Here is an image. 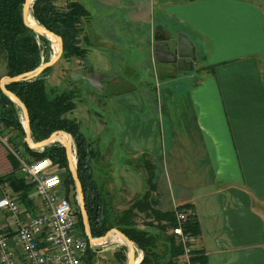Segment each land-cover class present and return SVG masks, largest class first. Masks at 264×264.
<instances>
[{"label": "crops", "instance_id": "0c3cea01", "mask_svg": "<svg viewBox=\"0 0 264 264\" xmlns=\"http://www.w3.org/2000/svg\"><path fill=\"white\" fill-rule=\"evenodd\" d=\"M71 1L89 14L79 37L86 60L61 59L47 80L75 92L65 117L99 151L93 175L106 213L127 210L146 192L145 174L134 167L144 154L158 166L161 197L152 208L166 213L192 205L200 226L193 251L208 264H264V0ZM170 30L194 44L197 61L192 71L159 80L154 32L163 37ZM88 65L104 75L103 93L65 82L64 75ZM149 82L156 105L145 97ZM18 166L0 138V198L11 190L31 214L1 181L18 174ZM134 213L150 222L137 217L139 229L170 235L167 222ZM10 221L1 211L0 224ZM5 229L17 250L13 228ZM114 242L90 247L92 264H113Z\"/></svg>", "mask_w": 264, "mask_h": 264}, {"label": "trees", "instance_id": "16d2710c", "mask_svg": "<svg viewBox=\"0 0 264 264\" xmlns=\"http://www.w3.org/2000/svg\"><path fill=\"white\" fill-rule=\"evenodd\" d=\"M55 2L57 0H35L31 8L33 18L39 25L61 39L63 43L61 59L67 61L70 58H77L85 61L88 49L80 44L79 37L84 21L89 17L88 12L81 4L71 0H67L65 9L57 8ZM23 3L24 0H0V54L3 55L5 61V76L10 78L34 71L42 63L48 62L52 54V44L24 23ZM52 69L53 67L47 68L30 80L11 82L5 88L26 108L30 138L33 143L41 142L57 132H64L71 136L74 144L76 172L82 186L90 235L92 238H100L115 228L142 252L143 257L139 264H176L177 258L182 254V247L176 243L175 238L172 235L153 234L148 230L139 229L134 222V217L137 216L134 211H149L158 223L165 221L171 228L177 224L176 212L190 211L182 223V230L184 234L196 238L200 234V226L192 205L178 206L176 210L166 213L152 208L159 204L161 197L158 166L155 160L146 159L143 154L135 159L141 164H136L134 167L140 168L145 174L146 192L134 200L127 210L107 214L103 201L104 194L93 175V164L99 157V151L94 143L88 142L83 137L78 123L65 117L66 113L74 107L75 92L73 90L60 91L55 87L48 88L46 80L51 76ZM65 82L71 84L69 76ZM153 83L144 84L145 87L152 88L145 97L149 104L156 105ZM15 106L0 90V123L24 134L19 121L13 115L18 111L14 109ZM19 110L21 111L20 108ZM25 149L33 158H49L53 164L58 165L64 170L63 176L59 175L65 184L66 192L70 187L74 189L64 147L55 142L37 151L29 148L25 143ZM1 181L7 182L13 191L18 192L20 200L33 209L28 199L32 184L27 183L24 178H19L16 173L4 176ZM76 204L77 201L74 205ZM77 229L80 235L85 237L80 215L77 216ZM156 229L162 233L164 227L158 226ZM109 236L118 235L110 234ZM159 240L164 245L161 253L156 251V242ZM114 257L118 262L124 263L126 248L123 247L115 252ZM93 258L94 252L88 248L84 258L85 264H92ZM190 261L191 264H208L202 251H192Z\"/></svg>", "mask_w": 264, "mask_h": 264}, {"label": "built area", "instance_id": "2783aa9c", "mask_svg": "<svg viewBox=\"0 0 264 264\" xmlns=\"http://www.w3.org/2000/svg\"><path fill=\"white\" fill-rule=\"evenodd\" d=\"M66 3L67 0H57L55 5L65 9ZM16 159L18 173L32 184L28 198L33 209L29 214L11 190L5 189L2 193L0 212H7L11 221L0 224V264H21L20 258L24 264H85L86 251L93 245L78 232L74 213L78 203L69 202L61 176L53 171L57 165L49 158L30 162L18 156ZM186 217L187 213L176 212L177 224L170 230V235L182 247L176 264H191L194 237L183 233ZM7 226L15 232L17 250L9 244Z\"/></svg>", "mask_w": 264, "mask_h": 264}, {"label": "water", "instance_id": "95a60500", "mask_svg": "<svg viewBox=\"0 0 264 264\" xmlns=\"http://www.w3.org/2000/svg\"><path fill=\"white\" fill-rule=\"evenodd\" d=\"M35 0H24L22 7V15L24 23L33 29L38 35L45 37L52 46L55 43L56 49H54V54L49 59L48 62L42 63L39 67H37L34 71L21 74L15 77H5L0 80V90L2 93L17 107L21 109L24 118V136L25 143L31 149H42L48 145L55 143L53 138L55 135H64L67 136V141L63 142V147L66 151V158L68 162V168L71 173L75 191L77 193V203L78 205L74 208V213L79 214L82 219V223L84 226V234L86 239L95 246L96 244H101L106 242L107 238L110 234H117L123 241L127 248V264H135L137 261L136 258V250L138 248L131 242L125 235L117 230H112L111 232H107L103 237L100 238H92L89 231L87 214L84 207V198L82 192V186L78 180L77 172H76V160L75 154L73 152V142L70 135L64 132H57L51 135L49 138L38 142L33 143L30 138V127H29V117L26 108L17 99L14 95H12L9 91L6 90L5 86L11 82L30 80L37 77L43 70L53 67L61 58L63 43L61 39L54 34L50 33L44 27L39 25L35 19L31 16L34 22L28 21V10L32 8V5ZM191 1V0H188ZM166 36L159 37L157 32H154V43L152 49V60L154 62V70L159 80H166L173 76L178 75L182 72H190L193 70V64L197 61L196 50L194 44L182 33L174 32L172 30L167 31ZM104 75L97 73L94 71L92 66H85L78 70H72L69 73V81L71 84H78L81 82H86L91 88L99 93H103ZM143 254L140 257L137 264H139L142 260Z\"/></svg>", "mask_w": 264, "mask_h": 264}, {"label": "rangeland", "instance_id": "374dc122", "mask_svg": "<svg viewBox=\"0 0 264 264\" xmlns=\"http://www.w3.org/2000/svg\"><path fill=\"white\" fill-rule=\"evenodd\" d=\"M54 45L52 46L51 45V57L52 55L54 54ZM50 57V58H51ZM61 62V58L59 59V61L53 66V69L55 66H62V63H59ZM52 69V70H53ZM262 72L264 73V60L262 62ZM67 73V72H66ZM3 75H6V69H5V61H4V57L2 54H0V80L2 79V76ZM65 78H67V74L64 75ZM5 78V77H3ZM135 81V80H133ZM161 82V81H160ZM46 84L49 87H55L56 89L60 90V91H65L66 88H64L63 85H60L59 87H57V83L55 80H46ZM120 89V88H117V90ZM103 96V95H102ZM104 97V96H103ZM106 97H108V95H106ZM74 98H76V95L74 96ZM14 109L18 110L17 113H14L13 115L17 118V120L19 121L20 123V126L22 127L23 129V126H24V118H23V114L22 112L19 110V107L17 108V106L14 107ZM24 131V129H23ZM0 138L2 139V141L4 142V144H6L9 152L15 157L16 159V156L24 159L26 162H30L36 158H33L32 156H30L27 152H26V149H25V136L24 134L20 133L17 129L13 128V127H6L5 124L3 123H0ZM60 139H64L66 140L65 138H60ZM73 142V141H72ZM58 143L60 146L63 145V142H56ZM74 146V144H73ZM63 147V146H62ZM37 151H40L42 149H36ZM96 161V160H95ZM94 161V162H95ZM141 164V162H140ZM53 171H56L55 173L57 174H60L63 176V173H64V170L60 169L59 166H55ZM17 174V173H16ZM19 178H23L19 173L17 174ZM95 179V178H94ZM65 186V184H64ZM66 188V187H65ZM66 196L69 197V202L74 205V203L77 201V193L75 191V187L73 189V187H70L68 192H66ZM29 199V198H28ZM30 201V200H29ZM78 202V201H77ZM71 205V206H72ZM141 215H149L148 212H144V214H141ZM137 217H139L141 220H144V223L145 224H150V222L148 221V218H144L143 217H140V216H135L134 217V222L135 224L137 223L136 220L138 221L139 223V220L137 219ZM114 225V223L112 224ZM117 230V229H116ZM109 244V243H108ZM113 245H109V246H114L115 247H112L114 248V250H121L123 247H125V244L124 242L121 243V242H114L112 243ZM163 243L161 242V240H159L158 242H156V251L161 253L163 251ZM111 250H109V254H111ZM137 253V252H136ZM140 253V252H139ZM109 258H111L112 260L109 261L113 264H127V257H126V260L124 261V263H120L118 262V260L112 256H110ZM138 259V258H137Z\"/></svg>", "mask_w": 264, "mask_h": 264}, {"label": "bare ground", "instance_id": "6f19581e", "mask_svg": "<svg viewBox=\"0 0 264 264\" xmlns=\"http://www.w3.org/2000/svg\"><path fill=\"white\" fill-rule=\"evenodd\" d=\"M28 21L29 22H34L32 16H31V10H30V8L28 10ZM53 44H54V47L56 49L55 43H53ZM60 138H65L66 140L60 139ZM53 141H55V142H61V143L62 142H66L67 141V136H64V135H55L54 138H53ZM106 241H109V242L115 241V242H122V243L124 242L119 236H109ZM135 264H137V262H135Z\"/></svg>", "mask_w": 264, "mask_h": 264}, {"label": "flooded vegetation", "instance_id": "af4514ba", "mask_svg": "<svg viewBox=\"0 0 264 264\" xmlns=\"http://www.w3.org/2000/svg\"><path fill=\"white\" fill-rule=\"evenodd\" d=\"M79 214H76V217L78 216Z\"/></svg>", "mask_w": 264, "mask_h": 264}]
</instances>
